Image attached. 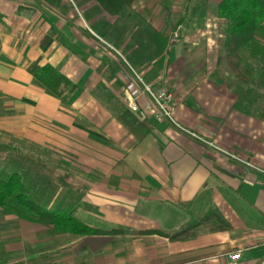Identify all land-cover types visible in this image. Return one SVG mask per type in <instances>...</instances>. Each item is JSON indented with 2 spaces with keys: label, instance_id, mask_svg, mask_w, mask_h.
<instances>
[{
  "label": "crops",
  "instance_id": "crops-1",
  "mask_svg": "<svg viewBox=\"0 0 264 264\" xmlns=\"http://www.w3.org/2000/svg\"><path fill=\"white\" fill-rule=\"evenodd\" d=\"M218 2H182L176 38L150 18L133 38L94 0H0V151L42 153L43 183L66 186L52 200L101 230L0 212V264H264V118L213 77ZM46 64L69 81L60 96L35 77ZM137 78L172 93L187 131L155 119Z\"/></svg>",
  "mask_w": 264,
  "mask_h": 264
},
{
  "label": "trees",
  "instance_id": "trees-1",
  "mask_svg": "<svg viewBox=\"0 0 264 264\" xmlns=\"http://www.w3.org/2000/svg\"><path fill=\"white\" fill-rule=\"evenodd\" d=\"M94 1L98 3L105 15L125 17L128 22L138 20L137 16L143 13L137 11L135 14L124 15L127 9L141 0ZM216 16L220 37L217 70L213 77L225 74L226 77L223 79L229 82L235 92L242 94L238 106L246 112H257L259 117L264 118V95L259 93V90L264 89V43L257 39L260 33H264V0H219ZM128 22H125L123 26L124 31L129 29L126 26ZM143 22V20L136 21L138 25L135 24L136 29L134 33L131 32L133 38L136 37L138 30H142L140 34L144 35L152 32L151 26L143 25ZM175 25L171 30L172 36L177 26L179 27L174 38L178 36L181 29L180 24ZM114 32L116 30L111 31L110 34ZM160 45L164 51L167 40L163 39ZM39 70V73H35V77L39 83L47 86L51 94L60 96L69 86V81L52 66L46 64ZM254 96L261 100L255 103ZM33 168L41 170L44 165L39 158L29 155L23 147L13 146L6 151H0V212L2 214L45 223L54 233L87 235L101 232L100 229L71 215V206L68 203L57 205L58 196L52 200L53 196L50 195L55 188L66 187L65 185L52 183L51 188L48 189V196L37 194L29 185V170L32 171ZM54 181L58 182L61 179L57 177Z\"/></svg>",
  "mask_w": 264,
  "mask_h": 264
},
{
  "label": "rangeland",
  "instance_id": "rangeland-1",
  "mask_svg": "<svg viewBox=\"0 0 264 264\" xmlns=\"http://www.w3.org/2000/svg\"><path fill=\"white\" fill-rule=\"evenodd\" d=\"M152 1L155 2L154 4H156L157 8L155 10H153V9H147V10H145L144 9V12L140 16H137V17H139V19L140 18H147V19L150 18L151 20H154V19L163 20V25H161V32L164 33V31H166V30H170L171 31L172 28H173V26L175 25V23L176 22H179V19L181 18L180 17L182 15V12H181L182 10L180 8L181 5H182L181 3L182 2H185L187 0H152ZM139 6L140 5L136 4L135 6L127 9L125 11L124 15L126 13H134L135 14V13H137V11L141 12L142 10H139V8H138ZM176 6L178 8H176ZM176 10H178V11L176 12ZM97 13L99 14V12H97L96 10L94 11V10H91V9H87V12L86 13L83 14V12H82V14H83L82 17H84V18L87 17V19H88V16L98 15ZM124 15H122V17ZM126 16H128V15H126ZM111 17H116V16H111ZM118 18H121V16H119ZM134 19H136V18H134ZM136 21H138V20H136ZM136 21H130V22H128L127 18H125V21H123V22H128V24L126 26H128V28H129V34L132 31H134L133 28H135V26H136L135 25L136 24ZM119 24H121V23H119ZM115 26L117 27V29L121 28V27H119L120 25H118V24H116ZM101 28H102V26H101ZM141 28H143V27H141ZM103 29L105 31H107V32H111L112 31V26L111 25H106L101 30H103ZM215 32L217 33L216 41H215L216 43L213 42L212 43V46H216L214 48H217V51H218V44H219L218 43V39L220 37V33H219L218 26H217V31L215 30L214 32H212V35H213L212 37H214ZM139 86H140V84H139ZM140 89H142L141 86H140ZM262 95H264V93H262ZM175 102H177V101L175 100ZM174 111H175V109L172 110V117H173L174 120H176L175 119V116H174ZM23 149L29 153V147H24ZM29 155L34 156L35 154L33 155L32 153H29ZM37 155L40 157V158L38 157L39 160H40V162L42 161V163H43V159H42L43 158L42 157L43 155H42V153H40V154L38 153ZM44 160H45V158H44ZM45 167H47V166H45ZM48 168L49 167L43 168L41 170L38 169V168L37 169H34L33 168L32 171L29 170V185H30V187H32V188L35 189V191H36L37 194H41V193H46L47 194L48 193V189H50L51 186H52V183L47 184V181H46V184H44L43 181H42V177H41L42 174L45 175L44 173H47L44 170H46ZM49 170H50V168H49ZM58 174H59L58 171L55 170L54 175L58 177ZM60 176H61L60 179H62L63 176L62 175H60ZM62 182H64V179H62Z\"/></svg>",
  "mask_w": 264,
  "mask_h": 264
},
{
  "label": "built area",
  "instance_id": "built-area-1",
  "mask_svg": "<svg viewBox=\"0 0 264 264\" xmlns=\"http://www.w3.org/2000/svg\"><path fill=\"white\" fill-rule=\"evenodd\" d=\"M177 26V30H178ZM177 30L173 32V36L175 37L177 34ZM137 81L139 82L142 92L147 94L150 98V103H151V112L152 115L155 117L157 120H166L173 124L176 128L182 129L187 131L183 126H181L179 123L176 122V120L173 119L172 117V110L174 109L176 102L173 98V95L171 92L166 90L165 88H153L151 85L146 84L139 78H137ZM129 106L131 109L134 111H137L139 108L137 104L134 102L133 99L129 97ZM191 133V135L200 138L197 134ZM201 139V138H200ZM239 257V253H233L229 255L230 259H236Z\"/></svg>",
  "mask_w": 264,
  "mask_h": 264
}]
</instances>
